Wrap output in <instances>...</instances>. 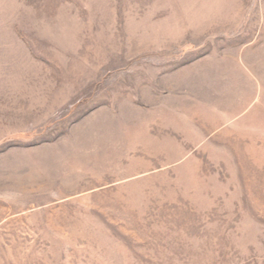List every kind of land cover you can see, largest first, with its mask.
Instances as JSON below:
<instances>
[{
  "label": "rangeland",
  "instance_id": "obj_1",
  "mask_svg": "<svg viewBox=\"0 0 264 264\" xmlns=\"http://www.w3.org/2000/svg\"><path fill=\"white\" fill-rule=\"evenodd\" d=\"M0 264H264V0H0Z\"/></svg>",
  "mask_w": 264,
  "mask_h": 264
}]
</instances>
